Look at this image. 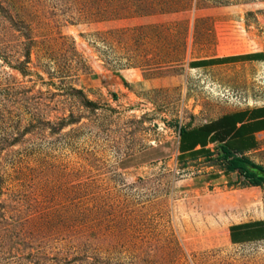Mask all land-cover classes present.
<instances>
[{"label":"rangeland","instance_id":"rangeland-1","mask_svg":"<svg viewBox=\"0 0 264 264\" xmlns=\"http://www.w3.org/2000/svg\"><path fill=\"white\" fill-rule=\"evenodd\" d=\"M264 0H0V264H264V186L181 130L264 105ZM248 158L264 167V136Z\"/></svg>","mask_w":264,"mask_h":264},{"label":"crops","instance_id":"crops-1","mask_svg":"<svg viewBox=\"0 0 264 264\" xmlns=\"http://www.w3.org/2000/svg\"><path fill=\"white\" fill-rule=\"evenodd\" d=\"M197 61L199 60L192 62ZM222 62L219 64L206 62L204 66L195 65L191 69L226 64L225 61ZM262 136H264V105L237 108L200 126L184 129L183 134L178 136L177 157L186 163L201 159L219 158L222 155L221 146H227L233 153L248 158L249 154L257 150ZM223 173L226 176L238 175L237 171L227 173L225 169H223ZM252 223L255 224L242 228L245 235H255L259 230L264 232V220L243 222L234 226Z\"/></svg>","mask_w":264,"mask_h":264},{"label":"trees","instance_id":"trees-1","mask_svg":"<svg viewBox=\"0 0 264 264\" xmlns=\"http://www.w3.org/2000/svg\"><path fill=\"white\" fill-rule=\"evenodd\" d=\"M264 57L263 53H251L238 56H230L221 59H209L199 60L197 62H191V66H204L206 62L211 64H219L225 62H235L240 60L255 61L262 60ZM224 62V63H225ZM184 130L179 132V135L183 134ZM222 155L218 158L223 163L225 172L233 173L238 172V175L247 183L249 186L261 187L264 186V167L252 162L245 156L233 153L227 146H221ZM252 224H242L237 226H231L230 228V239L232 243H242L251 240H258L264 238V232L259 230L255 235H245L242 232V228L249 227ZM250 236V237H249Z\"/></svg>","mask_w":264,"mask_h":264}]
</instances>
